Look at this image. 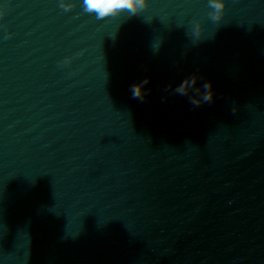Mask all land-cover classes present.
Segmentation results:
<instances>
[{"label": "water", "instance_id": "1", "mask_svg": "<svg viewBox=\"0 0 264 264\" xmlns=\"http://www.w3.org/2000/svg\"><path fill=\"white\" fill-rule=\"evenodd\" d=\"M68 2L0 0V264H264V0Z\"/></svg>", "mask_w": 264, "mask_h": 264}, {"label": "clouds", "instance_id": "2", "mask_svg": "<svg viewBox=\"0 0 264 264\" xmlns=\"http://www.w3.org/2000/svg\"><path fill=\"white\" fill-rule=\"evenodd\" d=\"M209 7L212 11L209 13L210 19L214 22H219L225 15L226 0H208ZM64 11H71L73 3L68 0H60L59 5ZM82 9L87 14H95L97 19H105L110 16L127 13L129 16H135L149 7V0H82ZM5 8L0 7V18L5 14ZM193 35L199 39L203 32V26L200 21L193 23ZM12 34L8 33L10 37ZM72 57H68L61 61L62 65L70 64ZM198 76L192 75L185 78L179 85L172 89L173 94L188 96L193 107H200L204 103H211L214 100L215 92L212 81H207L201 86H197ZM149 83L146 78L139 83H134L130 86V91L133 99H139L141 102L147 96L144 85ZM171 87V86H170ZM198 88L204 90L203 95L196 94ZM235 112L236 109L234 108Z\"/></svg>", "mask_w": 264, "mask_h": 264}]
</instances>
